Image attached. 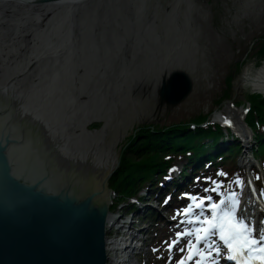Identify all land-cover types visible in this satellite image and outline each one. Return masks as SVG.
Here are the masks:
<instances>
[{
  "label": "rangeland",
  "instance_id": "obj_1",
  "mask_svg": "<svg viewBox=\"0 0 264 264\" xmlns=\"http://www.w3.org/2000/svg\"><path fill=\"white\" fill-rule=\"evenodd\" d=\"M91 1L76 0L59 5L45 2L41 3L47 5L43 10L29 9L24 12V7L16 6L12 8L11 12H7V15L0 13V17H2L0 20V79L2 80L8 75V66L5 67V62L12 60L13 57L20 58V55L30 54L37 49L56 52L55 50L60 47L69 49L67 54L73 49L75 56L79 57L78 51L75 50L78 44L81 40H83V44L85 42L87 44L88 39H92L88 45L90 47L92 43L94 44L87 50H80V56L84 57L82 59L87 61V64H92L91 66H93V61L100 64L97 72L102 84L96 87L99 91L96 92L95 96L91 95L88 103L89 106L100 111L103 119L88 123L85 136H88L87 138L92 140L91 142L95 143L102 152L104 150L113 152L117 165L123 162H120V153L123 146H126L125 144L128 142L129 134L132 133L135 126L141 123L157 124L158 126L167 125L185 121L198 112L206 113L207 121L211 122L214 118H218L220 113L225 115L228 110L225 108H232L236 112H241V108L244 109L249 105L247 94L252 92L264 93L254 91L247 84L239 81V75L245 64L253 63L254 66H257L264 63V60L257 59V55L253 52L257 38L264 36V0H99L98 5L95 6L91 5ZM89 5L91 8L89 7L86 11V6ZM77 49L79 50L78 47ZM164 55L166 56L163 58ZM58 58L50 61L53 66L58 63ZM37 62L39 63V61ZM172 64H178L187 71L181 69L191 78V88L188 94L177 104L167 105L163 101H159L157 88L160 77L165 75L167 71L180 69L171 68ZM36 65L37 63H35ZM74 65L79 68L77 64ZM80 68L83 69L82 66ZM69 70L71 71L72 68ZM123 70L131 72L130 83H127V86L125 83L127 79H125V87L124 83L120 81ZM188 70L190 71L188 72ZM45 71H49V69H43L41 73H38V68H35L31 73L33 76L38 73L39 76ZM227 74H231L232 77L230 87L226 90L227 96L217 103V97L224 90V77ZM28 77V75L23 76L22 80L13 87L15 86V89H21L23 92L25 89L31 90L29 87L33 84V80L27 79ZM113 78L117 80L118 86L114 85ZM94 88L88 90L85 87L82 93L88 96ZM87 90L88 93L86 94ZM25 98L23 96V102H25ZM27 122L31 125L30 131L23 125L20 126V129H24L29 136L45 135L39 129V124ZM240 123L248 128L244 121L242 123L240 120ZM237 132L241 140L247 139L249 143L252 141L250 129L247 137L239 130ZM227 135L230 136V134ZM229 138L238 144L235 148L237 162L238 156L243 150L242 157L246 155L248 159L251 158L257 164L256 158L250 153L252 144L247 149L245 147L249 145L248 142L243 146L241 140H237L234 136ZM76 143L78 141L73 142L72 146ZM125 158L124 162H127V159H134L135 157L133 154L126 153L122 160ZM175 159L179 162L177 161L172 166V170L168 174L157 176V183L156 180L152 181L153 186L144 183L149 191L145 190L143 186H141L142 189L139 187L138 194L135 193L136 197L138 196L136 202H128L130 199L118 198L107 187L110 175L107 177L105 182L109 190L107 208L108 214L114 216V224L110 225L108 229L106 228L107 232L105 231V233L109 238L122 239L123 231L126 230L127 232V229L135 228L139 229L140 234L143 235L141 236L142 243L139 240L140 244L137 243V246H133L134 249L131 248L130 256L127 259H122V264H176L181 259V253L176 249L170 252L165 242H171L176 238L177 232H183L190 227L194 228L195 225L181 224L179 219H187L185 216L174 217L179 210L189 205V199L178 200V197H185L186 193L182 194L181 192H185L183 190L187 189L185 182L190 179L191 169V164H187L185 165L187 167H184L185 170H181L182 163L187 162L186 158L178 156ZM239 162L241 163V156ZM63 165L67 167L68 170H65L69 175L74 172L73 163L69 162L66 165L63 163ZM239 167L242 168V174L239 178L244 179L242 180L243 186L238 187L234 183L238 177L234 176V180H224L223 183H220L222 185L220 194L206 193V188L213 187L212 181H219L203 176L200 178V182L194 184L196 186L194 193L189 194L199 197L211 195L217 203L222 196L227 198L229 191H236L240 195L243 193L245 181V175L244 177L242 175L245 174L247 168L245 165ZM253 168L255 171L249 170V174L252 176L255 186H258L259 193L264 196V176L261 180L256 178L255 174L256 176L259 174L254 166ZM172 176H179L181 183L179 191L175 194L178 197L175 198L174 196L173 198L169 197L171 192L166 188L171 184L170 178ZM203 180L208 183H202ZM161 182L162 185L159 188H163L164 197L171 199L170 203L172 204L164 206L160 211L156 208L163 218L154 209L147 208L144 210L145 206L141 205H145L147 199L154 192L152 190L156 188L158 190ZM173 185L175 186V184ZM227 185H231L232 189L228 188ZM175 199L177 200L175 201ZM122 201L124 202L121 203ZM111 203L113 206L109 207L112 205ZM137 203L140 208L137 207ZM158 208H161V205H158ZM142 211L148 216L143 215ZM262 213L256 219L257 221L264 222V211ZM149 217H151L150 220H148ZM128 218L131 219V223H129ZM122 224L124 226L121 230L115 226ZM145 226L147 228H144ZM142 227L143 230H141ZM260 229H264V227ZM193 238L195 237L193 236ZM117 242V246H120V241ZM185 245L186 240L181 241L177 247H184ZM138 247L140 248L138 249ZM106 263L111 264V260L108 262L106 259Z\"/></svg>",
  "mask_w": 264,
  "mask_h": 264
},
{
  "label": "water",
  "instance_id": "obj_2",
  "mask_svg": "<svg viewBox=\"0 0 264 264\" xmlns=\"http://www.w3.org/2000/svg\"><path fill=\"white\" fill-rule=\"evenodd\" d=\"M159 80L157 97L167 105L191 88L181 69ZM86 117L74 132L29 136L0 114V264H105L104 179L117 164L84 135ZM76 140L80 149L89 145L81 161H74Z\"/></svg>",
  "mask_w": 264,
  "mask_h": 264
},
{
  "label": "bare ground",
  "instance_id": "obj_3",
  "mask_svg": "<svg viewBox=\"0 0 264 264\" xmlns=\"http://www.w3.org/2000/svg\"><path fill=\"white\" fill-rule=\"evenodd\" d=\"M74 1H76V0H43V1H39V0H0V13L2 15L4 13H5L4 15H7L8 14L7 12H11L12 8L16 7V6L17 7H24L23 11L26 12L29 9L30 10H43V9H45L47 7V5L41 4V3H45V2L52 3L54 5H59L60 3L74 2ZM97 2H99V0H97V1L92 0L91 5L95 6L97 4ZM91 5L86 6V11H87V9H89V7ZM106 8H108V7H106ZM114 14H116V13H114ZM123 15H125V14H123ZM1 18L2 17H0V20H1ZM114 28H116V27H114ZM118 29H119V27H118ZM182 30H184V29H182ZM119 32H120V30H119ZM89 35H91V34H89ZM80 40H81V38H80ZM91 40H89V39H88V41L86 40L87 44H86V42L83 44V40H81L80 43L78 42L79 44L77 47L79 48V50L77 49V47L75 50L78 51L79 57L75 56V52L73 49L69 54H67L69 49H64L63 47H60V48L55 50L56 52H47V51H42L40 49L39 50L37 49L35 51H32L30 54L20 55V58L13 57L12 60L6 61L5 67L8 66L7 70L9 73H8V75L5 76L4 79H2V80L0 79V114H2L6 119H8V117H10L9 118L10 122L13 125H15L16 127H18L19 129H20V126L23 125L30 131L31 125L27 121L34 123V124H39V129H41L44 134H57V133L74 132L76 130L77 126L79 125L80 121L82 120L83 116L85 115L86 111H87V117H86L85 129L87 128L88 123H90L92 121L102 120L103 118L101 116L100 111L96 110L97 108L95 109L94 107L89 106V103H88L89 102L88 99L91 97V95L95 96L97 94L96 92L99 91L96 87L100 86V84H102L101 78H99V73L97 72L100 68V64H96L93 61V66H91L92 64L91 65H90V63L87 64V61H84L82 59L84 57L80 56V50H87L94 44V43H92V45L89 47L88 44L91 42ZM98 42H100V41H98ZM106 43H107V41H106ZM44 44H46V43H44ZM106 45H103V46H106ZM114 46H115V44H114ZM43 47H41V48H43ZM108 48H109V45H108ZM187 48H190V47H187ZM104 51H106V49H104ZM165 56L166 55H164L163 58ZM57 57H59L58 63L56 64V66H53L50 61L56 60ZM111 60H113V59H111ZM37 61H39V63ZM35 63H37L36 66H35ZM91 63H92V61H91ZM74 64H77V66H79V68H76V66ZM80 66H82L83 69H81ZM171 66H172L171 68L183 69V67L178 65V64H176V65L172 64ZM10 68H11V70H10ZM35 68L36 69L38 68V73L39 72L41 73V70H43V69H49V71H45L44 73H42V75H39V76H38V73H35V76H33L31 71L35 70ZM71 68H72V70L70 71L69 69H71ZM83 70H84V72H83ZM127 70L121 71L122 76H120V81L123 83H124L125 79H127L125 82L126 85H127V83H130L129 81H130V76H131V72H127ZM183 70H185V69H183ZM189 71L190 70H188V72ZM25 75L29 76L27 79L33 80V84H31V87H29V88H31V90L25 89V92H23L21 89H15L14 88L15 86L13 87V85H17V83H19V81L22 80V77ZM116 81L117 80L114 79V85L116 84V86H118L117 85L118 83ZM239 81L243 84H247L248 87L254 91L257 90V91L264 92V63H261L260 65H257V66H254L253 63L245 64L242 68L240 75H239ZM125 83L123 84L124 87H125ZM116 86H114V87H116ZM120 86H122V85H120ZM85 87H87L88 90L92 87H95V88H94L93 92L90 93V95L86 96L85 94L82 93L84 91ZM111 88H113V87H111ZM88 90L86 91V94L88 93ZM23 96H25L27 98V99L25 98V102L22 101ZM93 104H95V103H93ZM92 108H94V109H92ZM225 109H228L227 113L225 115L220 113L219 117L223 118L224 120H227L228 123L230 125H232V127H235L236 131L239 130L245 137H247L249 135V129L250 128L248 127L249 128L248 129L246 126H243V124L240 123L242 112L241 113H240V111L236 112L232 108H225ZM101 111H103V110L101 109ZM22 131L26 132L24 129ZM89 137H91V136H89ZM91 139H93V138H91ZM243 140L245 143H247V142L249 143V141L247 139H243ZM76 141H78V140H76ZM76 141H74V142H76ZM88 147H89V145H86L85 150H84V149L78 148V143L73 145L72 149H74V161H81V155H87ZM103 153H105L112 161H114L116 163V159H115L113 152H109L108 150H106V151L104 150ZM242 159H244V158H242ZM245 160L246 161L243 162L244 165L246 163H249L250 161L252 163V165L249 166L250 171H253L252 170L253 166H255L259 171H261V175H257L258 179L261 180L262 176H264V172L260 169L259 161L257 159H255L257 161V164H255V162H253L251 160V158L250 159L247 158ZM69 162L73 163V157L63 159V163L65 165ZM183 166H184V164H183ZM251 166H252V168H251ZM63 167L65 169H67L66 166L63 165ZM185 167H187V166H185ZM113 169H114V167L111 170H109L107 172V174H109ZM70 172H72V171H70ZM107 174H106L105 179H104V184H105L106 179H107ZM185 180H186V178H185ZM251 180H252V178H251ZM251 180H250V183L247 184L245 191H244V189H242L243 193L240 194L241 212L247 213V215H248V217H250V220L252 221V223H256V224H258V226H260L262 224V221L261 220L257 221L256 219H258L259 215H261L262 212L264 211V196L261 193H259L258 186H256V189H255V186L252 183L253 180L252 181ZM161 185H162V182L160 183L158 188ZM152 186H153V184H152ZM143 187H145V190L149 191L147 186H143ZM194 188H196V186L191 187L189 189L187 188L185 190V192L186 193H194ZM140 189H142V187ZM139 190L137 189L136 194H138ZM175 197H178V195H175ZM128 199H130V201H128V202H136V199H138V196L136 197V196L132 195ZM181 199H184V198L178 197V200H181ZM176 200L177 199H175V201ZM170 201H171V199H166L164 197L163 192H159L157 189H155V191L150 195V197L145 202V207L143 209L145 210L147 208H151V209H154L155 211H157L156 210V208H157L160 211L164 206L172 205L170 203ZM197 202H199V201H197ZM158 205H161V208H158ZM142 214L147 215L144 211H142ZM182 216L184 217V215L182 213L180 215H177V214L174 215V217H178V218H181ZM113 217L114 216L107 213L106 220H105V231L106 232H107L108 227L110 225L114 224ZM160 217L163 218L162 216H160ZM154 218H156V217H154ZM150 219H151V217L148 218V220H150ZM128 220H129V223H131L129 218H128ZM180 220L181 219H179V222H180ZM115 226L121 230L124 225L122 224L119 226H117V225H115ZM129 227H130V225H129ZM144 228H147V227L145 226ZM144 228H141V230H143ZM131 230H133L135 232L137 240L141 241L142 240L141 236H143V235L140 234V230L135 229V228H132ZM111 233H112V231H111ZM114 234H116V233L114 232ZM136 237L133 235L132 232H126V230L123 231V234L121 235L122 239H117V238L114 239L113 237L109 238L107 233L104 232V251H105L106 259L108 260V262L111 260V264H122L123 263L122 259H124V258L127 259L130 256V251L132 250L131 248H133V246H131L130 240L135 239ZM166 240H168V239H166ZM117 241H120V243H121L120 246H117V244H116V243H118ZM140 241H139V244H140ZM141 243H142V241H141ZM139 248L140 247H138V249ZM174 251H176V250H174ZM105 264H107L106 261H105ZM108 264H110V263H108Z\"/></svg>",
  "mask_w": 264,
  "mask_h": 264
},
{
  "label": "trees",
  "instance_id": "obj_4",
  "mask_svg": "<svg viewBox=\"0 0 264 264\" xmlns=\"http://www.w3.org/2000/svg\"><path fill=\"white\" fill-rule=\"evenodd\" d=\"M253 52L257 59L264 60V36L257 38ZM231 79V74L224 77L225 87L217 97V103L227 96L226 90L230 87ZM247 101L249 105L243 115V121L252 131L251 153L264 171V95L249 93ZM221 134V126L216 122H208L207 114L200 112L185 121L167 125L141 123L129 134L128 142L120 153V162H123L109 174L107 187L118 198L129 200L130 195L136 196L139 187L151 185L157 176L168 174L171 166L179 162L175 159L178 156L187 159V162L182 163L181 170L185 165L191 164L190 179L185 182L187 187H194L203 176L219 183L234 180V176L239 177L242 174V168L236 165L235 148L238 144L232 142L226 148L218 149L216 142ZM126 153L133 154L135 158L124 162L126 158H122ZM252 170L255 171L254 168ZM207 181L203 180L202 183H208ZM172 188L174 185L169 186L170 191ZM173 192L175 193V190Z\"/></svg>",
  "mask_w": 264,
  "mask_h": 264
},
{
  "label": "snow or ice",
  "instance_id": "obj_5",
  "mask_svg": "<svg viewBox=\"0 0 264 264\" xmlns=\"http://www.w3.org/2000/svg\"><path fill=\"white\" fill-rule=\"evenodd\" d=\"M234 183L238 187L243 186L239 177ZM212 184L213 187L206 188L205 192L220 194L222 185L216 181H212ZM185 198L190 203L177 215L182 213L187 217L180 221L181 224L195 227L177 232L174 240L165 242L170 252L176 249L182 254L176 264H204L206 260L219 264L222 249L226 253L225 258L233 260L235 264H264V229H260L257 235L252 221L240 214V195L236 191H229L227 198L222 196L219 203L211 195L199 197L185 194ZM184 240L186 245L177 247ZM185 252L186 256L183 255Z\"/></svg>",
  "mask_w": 264,
  "mask_h": 264
}]
</instances>
